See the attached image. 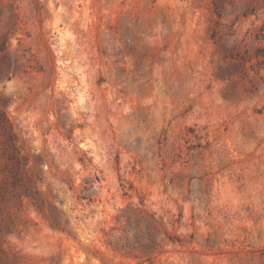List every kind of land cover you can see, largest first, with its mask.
<instances>
[{
    "label": "rangeland",
    "instance_id": "1",
    "mask_svg": "<svg viewBox=\"0 0 264 264\" xmlns=\"http://www.w3.org/2000/svg\"><path fill=\"white\" fill-rule=\"evenodd\" d=\"M0 264H264V0H0Z\"/></svg>",
    "mask_w": 264,
    "mask_h": 264
},
{
    "label": "bare ground",
    "instance_id": "2",
    "mask_svg": "<svg viewBox=\"0 0 264 264\" xmlns=\"http://www.w3.org/2000/svg\"><path fill=\"white\" fill-rule=\"evenodd\" d=\"M70 251V250H69ZM73 252V251H72ZM69 259V258H68ZM79 259H80V257H79ZM81 261H82V259H81Z\"/></svg>",
    "mask_w": 264,
    "mask_h": 264
}]
</instances>
